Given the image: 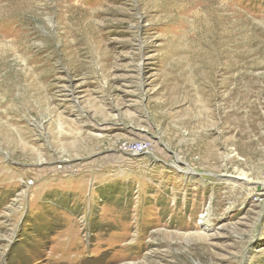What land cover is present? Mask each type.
I'll list each match as a JSON object with an SVG mask.
<instances>
[{"label":"rangeland","instance_id":"obj_1","mask_svg":"<svg viewBox=\"0 0 264 264\" xmlns=\"http://www.w3.org/2000/svg\"><path fill=\"white\" fill-rule=\"evenodd\" d=\"M263 183L264 0H0V264H264Z\"/></svg>","mask_w":264,"mask_h":264},{"label":"bare ground","instance_id":"obj_2","mask_svg":"<svg viewBox=\"0 0 264 264\" xmlns=\"http://www.w3.org/2000/svg\"><path fill=\"white\" fill-rule=\"evenodd\" d=\"M132 132V130H130ZM139 132V131H138ZM140 133V132H139ZM137 133V135L141 138L145 137V135H142V134H139ZM63 167H65L63 165ZM231 168V167H230ZM227 165H224L223 166V169L221 170V173H223L225 176L226 175H229V177H233V179H226L225 181H229V182H233V184H237V181L236 180H241L244 184L248 185V186H251L254 185V183L256 182H253L252 180H249L246 176H245V173L238 169V168H231L230 169ZM3 170V169H2ZM5 171V170H4ZM12 173V172H11ZM231 175V176H230ZM262 185V190H264V183L261 184Z\"/></svg>","mask_w":264,"mask_h":264},{"label":"built area","instance_id":"obj_3","mask_svg":"<svg viewBox=\"0 0 264 264\" xmlns=\"http://www.w3.org/2000/svg\"><path fill=\"white\" fill-rule=\"evenodd\" d=\"M124 152L129 155H137L140 152L146 151L147 146L143 142L126 143L122 146Z\"/></svg>","mask_w":264,"mask_h":264}]
</instances>
